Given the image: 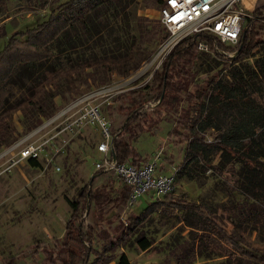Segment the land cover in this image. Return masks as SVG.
Returning <instances> with one entry per match:
<instances>
[{"label":"rangeland","instance_id":"374dc122","mask_svg":"<svg viewBox=\"0 0 264 264\" xmlns=\"http://www.w3.org/2000/svg\"><path fill=\"white\" fill-rule=\"evenodd\" d=\"M67 1L0 0V49L14 31L34 26L46 19L50 13L58 11ZM140 1H132L128 10L148 17L151 19L150 25L154 27L162 26L159 6L154 7L152 0H148L149 7L142 9L139 7ZM253 2L254 0H244L243 5L251 10ZM246 23L247 20L244 21ZM132 24L130 20L123 33H116V40L108 41L116 42V48L106 47V43L99 47L94 45L92 39H81L76 44L78 48L70 53L73 61L71 68L76 65V58L84 63L80 74L73 70L64 74L55 72L54 76L42 82L41 89L38 85L44 78L42 72L45 69L50 70L46 63L32 73L34 78L22 77L1 85L0 151L5 147V139L16 138V141L26 136L30 130L24 133L25 126L35 116H40V106L44 109L48 106L55 114L75 98L100 86L122 84V91L113 96L109 104L101 105L102 113L115 127L122 121L123 107L134 106L144 111L147 105L153 103L156 90L151 76L160 68L161 60L156 55L164 40L157 43V38L152 37L140 45L142 50H137V42L134 41H137V32ZM263 56L264 48H259L254 51L253 56L242 62L229 63L220 72V80L232 86L245 83L253 85L250 71L255 69V59ZM138 59L140 61L137 64ZM223 64L224 60L214 54L200 53L191 69L194 82H202L217 72ZM259 78L263 80L262 77H257ZM44 96L45 103H36ZM29 99L33 102H28ZM249 103L245 98H231L212 109L210 128L205 132V139H221L241 118V111ZM253 103L264 112V98L259 96ZM183 106V102L173 101L170 108L151 127L132 138L130 144L141 157L161 150L160 169L166 173L174 168L176 174L184 168L180 177L178 173L174 174L173 188L166 194L167 197L209 205L228 231L241 233L244 242L249 246L264 248V205L260 201L264 200V176L260 183L255 184V188H251L250 192L254 195L248 196L242 194L241 188L247 187L252 178L248 175L250 167L243 159L216 148L200 154L199 158L189 160L186 156V142L167 137V131ZM61 134L65 142L62 143V150L55 156V164L60 167L59 170H54L52 166L44 168V160L40 159L38 166L25 162L9 172L0 173V258L14 256L37 241L52 243L54 239L61 238L72 210L71 202L91 175L99 171L94 166L101 159L95 150L100 139L97 130L88 127L75 134ZM259 138V134L254 137L247 136L240 143L259 152L262 149ZM240 152L246 151L240 149ZM259 160L262 161V167L264 158ZM118 182L109 173L98 174L96 177V183L102 185L111 198H116L120 192L121 185ZM153 198L156 196L151 197V193L137 198L130 206L131 213H138ZM119 203L115 200V205H105L100 218H108L113 212L120 211ZM128 214L130 213L126 205L120 213L119 221L126 224ZM83 217H86L85 224L92 220V215L88 217L85 213ZM115 223L117 222L108 224L104 221L100 223V227L115 234ZM201 226L200 214L164 205L140 224L125 243L115 242L113 252L127 256L130 264H241L221 255L210 246L198 248ZM143 237L151 242L146 249H142L139 244ZM102 242L95 235L92 246L106 255L110 254L112 251L103 249ZM223 245L225 246L224 243ZM115 261L116 259L108 264H114ZM28 262L27 256L18 261L19 264H29Z\"/></svg>","mask_w":264,"mask_h":264},{"label":"trees","instance_id":"16d2710c","mask_svg":"<svg viewBox=\"0 0 264 264\" xmlns=\"http://www.w3.org/2000/svg\"><path fill=\"white\" fill-rule=\"evenodd\" d=\"M26 1L31 2V0ZM132 1L135 0H68L59 7L58 11L50 13L46 19L34 26L14 31L0 49V86L13 79L34 78L31 76L32 73L46 63L49 64L50 70L45 69L42 72L44 78L38 85L41 89L42 82L54 76L55 72L64 74L73 70L80 74V68L84 63L79 58H76V65L70 67L73 63L70 53L78 48L76 44L81 39H92L96 46L100 47L106 43V47L116 48V42L108 41L116 40V33H123V29L129 26L130 20L137 32V41L134 40L135 43L137 42V50H142L140 45L151 40L152 37L157 38V43L163 41L169 31L163 25L155 27L150 25L151 19L146 16L138 15L135 11L130 12L128 7L132 5ZM151 2L154 7H160L164 0ZM257 3L259 0H254L251 9ZM149 4L148 0H141L139 7L148 8ZM246 20L247 23L241 29L239 40L233 47L221 43L210 34L201 32L182 38L171 48L161 60L160 68L151 76L156 90L154 102L147 105L144 111L134 106L123 107L124 116L121 123L117 127L111 125L114 136L111 158L114 156V161L122 163L129 160L133 164L142 161V157L137 155L130 144L131 139L151 127L170 108L173 101H181L184 106L167 131V137L186 142V156L189 160L199 158L200 154L216 148L230 156L243 159L250 167L248 175L252 180L247 187H242L241 191L248 196L254 195L250 192L251 188H255V184L260 183L264 176V165L260 167L262 161L259 160L264 158V112L253 103L259 96L264 98V56L255 59V69L250 71L253 85L245 83L232 86L225 84L219 78L220 72L229 63L242 62L253 56L255 50L264 48V5L255 9ZM199 41L206 42L211 51L209 53L223 59L224 64L202 82L195 83L191 69L198 55L202 53L197 49ZM220 51L224 53L229 51L233 55L229 56ZM138 61L140 60L138 59L136 63ZM257 77H262L263 80ZM44 98L46 96L36 103H45ZM231 98H245V101L250 103L241 111V118L222 135L221 139L207 141L205 132L210 128L212 109ZM27 101L33 102L30 99ZM40 109V116H35L28 122L24 133L54 113L48 106L45 109L40 106ZM257 134L260 135L259 144L262 146L259 152L240 143L244 137H254ZM15 139H5L4 146L11 144ZM240 149L249 154L240 152ZM28 163L33 166L40 164L35 159H28ZM183 169L177 172L178 177L183 174ZM216 169L220 172L218 168ZM102 173L107 174L102 170L95 171L71 202L72 210L64 225L61 238L54 239L52 243L37 241L29 244L25 250L14 256L0 258V264H19V259L25 256L29 258V264H108L115 259L114 264H130L127 256L116 255L113 252L115 242L125 243L140 224L164 205L202 216V226L199 228L202 232L198 238V248L210 246L221 255H226L241 264H264V248L249 246L244 242L241 233L235 230L228 231L213 213L212 208L205 203L181 198L173 200L165 194L162 199L147 202L138 213L128 214L126 224L120 222V213L128 203L129 188L121 185L116 198H111L104 187L96 183L97 175ZM115 200L120 202L118 205L120 211L113 212L108 218H100L104 206L113 205ZM260 201L264 205V200ZM85 213L88 217L92 215V220L87 224L84 223ZM104 221L108 224L117 222L113 226L115 234L100 227V223ZM95 235L103 241V249L112 251L110 254L106 255L92 246ZM139 244L142 249H146L151 242L143 237Z\"/></svg>","mask_w":264,"mask_h":264},{"label":"built area","instance_id":"2783aa9c","mask_svg":"<svg viewBox=\"0 0 264 264\" xmlns=\"http://www.w3.org/2000/svg\"><path fill=\"white\" fill-rule=\"evenodd\" d=\"M263 5L264 1L259 0L249 10L243 5V0H164L158 10L159 20L169 34L161 44L156 58L162 60L179 40L201 32L233 47L239 40L246 18ZM197 49L199 52H211L204 41L198 42ZM220 53L233 55L229 51ZM121 87L122 84L100 86L85 92L45 118L26 136L5 146L0 151V173L28 163V159L38 162L43 159L44 168L52 166L54 170H59L60 167L55 164V156L62 150V143L65 142L61 133L75 134L89 127L97 130L100 136L95 149L101 154V159L95 162V169L111 174L129 188L128 212L131 210L130 206L142 195L151 193V197L156 196L151 200L153 201L169 193L173 188L175 170L172 168L171 172L166 173L160 169L161 150L153 151L149 158L137 164L129 160L118 163L111 158L112 123L102 113L101 105L109 104L111 98L122 91ZM55 138L60 140L56 141Z\"/></svg>","mask_w":264,"mask_h":264},{"label":"crops","instance_id":"0c3cea01","mask_svg":"<svg viewBox=\"0 0 264 264\" xmlns=\"http://www.w3.org/2000/svg\"><path fill=\"white\" fill-rule=\"evenodd\" d=\"M96 150V149H95ZM99 153V152H98ZM100 154V153H99ZM150 155L146 156V157H142L141 160H145L147 158H149ZM101 157V154H100ZM107 173V172H106ZM114 179V178H113ZM115 180V179H114ZM119 183V182H118ZM119 185H122L121 183H119ZM128 213H131V211H129Z\"/></svg>","mask_w":264,"mask_h":264},{"label":"water","instance_id":"95a60500","mask_svg":"<svg viewBox=\"0 0 264 264\" xmlns=\"http://www.w3.org/2000/svg\"><path fill=\"white\" fill-rule=\"evenodd\" d=\"M113 138H114V136H113ZM113 138H112V141H113ZM112 159L114 160V156H112Z\"/></svg>","mask_w":264,"mask_h":264},{"label":"bare ground","instance_id":"6f19581e","mask_svg":"<svg viewBox=\"0 0 264 264\" xmlns=\"http://www.w3.org/2000/svg\"><path fill=\"white\" fill-rule=\"evenodd\" d=\"M244 1V0H243Z\"/></svg>","mask_w":264,"mask_h":264}]
</instances>
